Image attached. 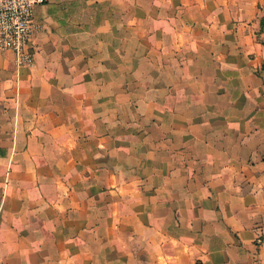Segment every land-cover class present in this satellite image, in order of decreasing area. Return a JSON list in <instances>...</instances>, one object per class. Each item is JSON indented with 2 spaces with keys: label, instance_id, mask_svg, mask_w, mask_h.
Instances as JSON below:
<instances>
[{
  "label": "crops",
  "instance_id": "crops-1",
  "mask_svg": "<svg viewBox=\"0 0 264 264\" xmlns=\"http://www.w3.org/2000/svg\"><path fill=\"white\" fill-rule=\"evenodd\" d=\"M0 47V264H264V0H44Z\"/></svg>",
  "mask_w": 264,
  "mask_h": 264
},
{
  "label": "built area",
  "instance_id": "built-area-1",
  "mask_svg": "<svg viewBox=\"0 0 264 264\" xmlns=\"http://www.w3.org/2000/svg\"><path fill=\"white\" fill-rule=\"evenodd\" d=\"M44 0H0V47L11 50L16 64H30L29 41L39 28L34 10Z\"/></svg>",
  "mask_w": 264,
  "mask_h": 264
}]
</instances>
